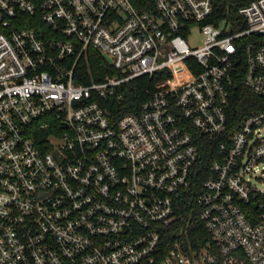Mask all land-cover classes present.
<instances>
[{
    "label": "built area",
    "instance_id": "1",
    "mask_svg": "<svg viewBox=\"0 0 264 264\" xmlns=\"http://www.w3.org/2000/svg\"><path fill=\"white\" fill-rule=\"evenodd\" d=\"M213 12V0H0V264H264V107L234 118L230 98L235 74L264 98V0L219 23ZM96 51L119 75L94 78ZM142 76L140 108L115 115ZM215 135L183 223L200 136Z\"/></svg>",
    "mask_w": 264,
    "mask_h": 264
},
{
    "label": "trees",
    "instance_id": "2",
    "mask_svg": "<svg viewBox=\"0 0 264 264\" xmlns=\"http://www.w3.org/2000/svg\"><path fill=\"white\" fill-rule=\"evenodd\" d=\"M249 0H213L214 16L210 19L215 23H219L224 17L235 19L239 17V7L248 2ZM90 67L95 79L100 80L106 74L119 75V71L110 65V63L99 52H90ZM244 76V75H243ZM243 76L235 74L233 78V84L230 92L231 98V114L234 118H241L249 112L260 111L264 107V98L260 97L249 89L243 83ZM89 77L83 79L82 82H88ZM81 81V80H80ZM146 77L142 76L138 79L126 82L124 85L122 99L116 100L115 104L110 107L111 111L115 115L122 114L126 111H136L140 108L141 102L146 96ZM218 136H200L198 143V150L200 151V158L197 166V170L200 171V175L195 182V186L184 191L179 199L182 211H185V215L182 218L183 223H187L190 220L188 211L193 207L198 210L199 206L195 202V197L202 189V180L209 174L212 160L217 155L216 145ZM264 203V193L257 197ZM177 229V225L172 226L170 232L165 233V237L172 238ZM196 232L201 236V242L197 243L199 246L202 242L209 239L207 232L202 222H198L194 229L188 231L187 235L194 237Z\"/></svg>",
    "mask_w": 264,
    "mask_h": 264
},
{
    "label": "rangeland",
    "instance_id": "3",
    "mask_svg": "<svg viewBox=\"0 0 264 264\" xmlns=\"http://www.w3.org/2000/svg\"><path fill=\"white\" fill-rule=\"evenodd\" d=\"M258 183V185L263 189L264 188V174H263V176H262V180H261V182H257Z\"/></svg>",
    "mask_w": 264,
    "mask_h": 264
},
{
    "label": "water",
    "instance_id": "4",
    "mask_svg": "<svg viewBox=\"0 0 264 264\" xmlns=\"http://www.w3.org/2000/svg\"><path fill=\"white\" fill-rule=\"evenodd\" d=\"M107 58L110 59L108 56H107ZM255 205H256V203H255Z\"/></svg>",
    "mask_w": 264,
    "mask_h": 264
}]
</instances>
